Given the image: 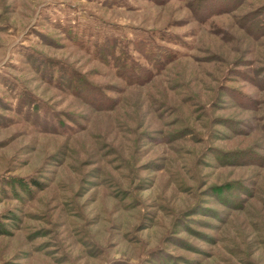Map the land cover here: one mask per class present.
I'll use <instances>...</instances> for the list:
<instances>
[{"label":"rangeland","instance_id":"1","mask_svg":"<svg viewBox=\"0 0 264 264\" xmlns=\"http://www.w3.org/2000/svg\"><path fill=\"white\" fill-rule=\"evenodd\" d=\"M0 225V264H264V0H0Z\"/></svg>","mask_w":264,"mask_h":264},{"label":"trees","instance_id":"2","mask_svg":"<svg viewBox=\"0 0 264 264\" xmlns=\"http://www.w3.org/2000/svg\"><path fill=\"white\" fill-rule=\"evenodd\" d=\"M116 50L118 51L119 49L118 48H114V47L107 46L106 48L103 49L102 52H105L106 57L109 56L111 59H113V61L111 62V64L115 68H117L118 74H120V76H122V78H125V80L127 81L128 84H130V85H138L141 82L150 80V79H152L154 77V75L151 72L147 71V70L146 71H143L144 73L141 72L142 71L141 68H140V71L139 72H140V74H142V76L135 74V72L137 71V68H136V64H134L133 60H131V59H128V60L124 59L125 55L124 56L121 55L122 58H119L117 56L118 53H117ZM156 60L158 61V63H162L163 61L166 60L167 61L166 64H171V63H173L175 61L174 58L173 59H166V58H162V57L156 58ZM92 98L94 100V97H92ZM101 109L103 110V108H101ZM0 234H1V232H0Z\"/></svg>","mask_w":264,"mask_h":264}]
</instances>
